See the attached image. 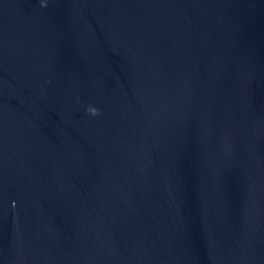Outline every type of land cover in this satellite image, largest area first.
Segmentation results:
<instances>
[{"label":"water","instance_id":"obj_1","mask_svg":"<svg viewBox=\"0 0 264 264\" xmlns=\"http://www.w3.org/2000/svg\"><path fill=\"white\" fill-rule=\"evenodd\" d=\"M0 264H264V0H0Z\"/></svg>","mask_w":264,"mask_h":264},{"label":"clouds","instance_id":"obj_2","mask_svg":"<svg viewBox=\"0 0 264 264\" xmlns=\"http://www.w3.org/2000/svg\"><path fill=\"white\" fill-rule=\"evenodd\" d=\"M42 6H44V5H42ZM87 113L91 116H97V115H99V110L95 107L88 106Z\"/></svg>","mask_w":264,"mask_h":264}]
</instances>
